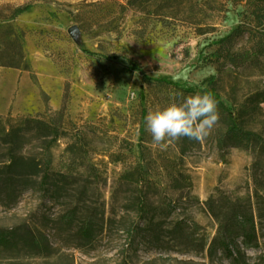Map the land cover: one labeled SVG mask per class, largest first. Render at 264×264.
<instances>
[{
	"label": "rangeland",
	"instance_id": "rangeland-1",
	"mask_svg": "<svg viewBox=\"0 0 264 264\" xmlns=\"http://www.w3.org/2000/svg\"><path fill=\"white\" fill-rule=\"evenodd\" d=\"M247 1L0 0V114L60 118L64 135L51 151L54 169L69 174H54L47 189L31 183L15 202L1 194L0 226L29 223L53 248L47 255L0 254V264H241L222 250L211 259L165 231L185 219L197 238H213L219 218L211 198L218 210L227 198L262 206L264 152L220 149L221 122L195 129L179 120L185 95L147 80L131 61L151 77L197 88L218 76L241 124L264 136V55L259 65L227 64L221 75L211 63L216 41L246 20ZM26 3L33 7L14 18ZM74 25L77 38L69 32ZM18 41L22 68L9 66ZM250 44L245 34L235 49ZM31 136L17 145L36 154L44 139ZM9 147L1 142L0 156ZM88 218L95 232L84 240L80 227ZM258 221L259 243L241 244L242 264H264Z\"/></svg>",
	"mask_w": 264,
	"mask_h": 264
},
{
	"label": "trees",
	"instance_id": "trees-1",
	"mask_svg": "<svg viewBox=\"0 0 264 264\" xmlns=\"http://www.w3.org/2000/svg\"><path fill=\"white\" fill-rule=\"evenodd\" d=\"M246 6V20L216 41L219 47L211 63L217 66L219 75L227 64L235 67L261 64V56L264 55V0H248ZM32 7L33 3L17 6L13 10V17L29 11ZM245 34L249 35L251 44L242 49H235L236 41ZM17 45L15 61L9 66L22 68L24 52L21 42L18 41ZM131 63L147 80L172 86L185 95L184 105L178 115L179 120L187 119L195 129L207 127L213 122H221L226 130L217 139L220 149L237 146L246 149L259 148L264 152V136L241 124L238 114L222 98L217 86L218 76H212L208 86L197 88L166 78L151 77L140 63L134 60ZM46 116L19 114L17 117L12 115L6 117L0 114V144L1 142L10 144L8 150L0 156V196L6 191L13 196L12 202H15L31 183L47 189L54 174L62 180L69 177V174L54 169V156L51 151L53 144L64 135V127L60 118L50 119ZM28 135H32L31 137L35 139H44L40 152L36 154L27 152L23 146L17 145L19 139ZM68 150L72 151V144L69 145ZM224 201L218 207L219 210L216 209L217 205L212 198L208 201L211 212L219 218L217 234L213 238H197L192 225L185 219L177 221L171 229L165 231L166 235L178 237L191 244L194 249L207 250L211 259L222 250L232 262L242 264L245 262L246 252L241 244L246 247L257 246L259 243L258 219L264 220V204L249 208L240 200L227 198ZM147 205L148 202L140 191V210L146 212ZM73 212L71 215L67 214V219L71 220L76 216V210ZM143 218H147V215ZM153 224L157 223L153 221ZM158 224L162 225L160 222ZM80 228V238L90 240L94 236L95 226L89 218ZM154 228L156 229V226ZM198 242L200 247H195ZM52 248L49 237L37 231L29 223L24 222L11 227L0 226V254L47 255Z\"/></svg>",
	"mask_w": 264,
	"mask_h": 264
},
{
	"label": "water",
	"instance_id": "water-1",
	"mask_svg": "<svg viewBox=\"0 0 264 264\" xmlns=\"http://www.w3.org/2000/svg\"><path fill=\"white\" fill-rule=\"evenodd\" d=\"M69 32L74 38H77L80 28L77 25H74L69 29Z\"/></svg>",
	"mask_w": 264,
	"mask_h": 264
}]
</instances>
